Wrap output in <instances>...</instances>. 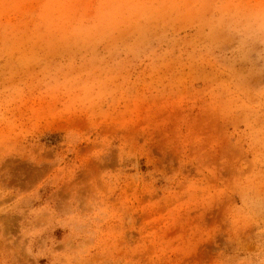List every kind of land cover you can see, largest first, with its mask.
Listing matches in <instances>:
<instances>
[{
  "label": "rangeland",
  "instance_id": "rangeland-1",
  "mask_svg": "<svg viewBox=\"0 0 264 264\" xmlns=\"http://www.w3.org/2000/svg\"><path fill=\"white\" fill-rule=\"evenodd\" d=\"M0 264H264V0H0Z\"/></svg>",
  "mask_w": 264,
  "mask_h": 264
}]
</instances>
